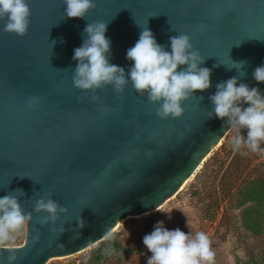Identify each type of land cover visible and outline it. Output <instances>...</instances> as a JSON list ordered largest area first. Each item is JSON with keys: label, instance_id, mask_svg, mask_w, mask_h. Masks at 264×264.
Wrapping results in <instances>:
<instances>
[{"label": "water", "instance_id": "95a60500", "mask_svg": "<svg viewBox=\"0 0 264 264\" xmlns=\"http://www.w3.org/2000/svg\"><path fill=\"white\" fill-rule=\"evenodd\" d=\"M93 3L85 18H67L63 0H27L24 36L3 31L0 20V196H17L25 212L41 198L67 209L55 225L63 233L39 223L46 213L32 212L24 244L0 248V264L9 252L16 264L77 254L105 241L120 220L160 208L230 132L208 118L216 83L237 76L264 95V83L252 78L264 63V0ZM96 22L106 23L110 63L126 72V50L141 27L165 50L169 37L187 34L204 57L200 67L211 70L210 88L183 101L180 118L166 120L131 83L119 94L110 85L77 89L73 49ZM232 61L245 63L237 70Z\"/></svg>", "mask_w": 264, "mask_h": 264}, {"label": "clouds", "instance_id": "9594fccd", "mask_svg": "<svg viewBox=\"0 0 264 264\" xmlns=\"http://www.w3.org/2000/svg\"><path fill=\"white\" fill-rule=\"evenodd\" d=\"M64 16L85 18L95 5L93 0H63ZM30 11L27 0H0V20H4L3 31L24 36L29 26ZM106 23H88L83 30L79 47L73 49L76 61L72 83L82 91L95 92L110 85L116 93H122L131 83L140 95H146L150 104L158 105L155 114L160 119H178L183 114L182 102L197 91L210 88L211 70L200 67L204 57L195 50L187 34L169 37V49L159 44L153 32L141 27L138 39L126 50L125 58L131 61L127 72L124 67L110 63V40L106 37ZM244 61L233 62L239 70ZM179 69V70H178ZM252 78L264 83V63L254 68ZM209 95L211 110L208 118L223 121V127L232 133L230 143L233 150L246 148L252 153H264V95L255 86L239 82L237 76L215 85ZM95 102L98 97L92 95ZM243 154V153H242ZM22 192V191H20ZM32 212L46 213L41 225H52L50 231L63 233L64 227H55L60 215L67 209L51 198L37 199ZM32 212H25L17 196H0V241L13 238V234L29 223ZM82 225V220L78 221ZM38 237H33L37 239ZM142 243L150 253L146 264H211L213 252L206 233H185L179 227L168 229L163 221H157L152 230L142 237ZM17 257L9 252L7 264H16Z\"/></svg>", "mask_w": 264, "mask_h": 264}, {"label": "rangeland", "instance_id": "374dc122", "mask_svg": "<svg viewBox=\"0 0 264 264\" xmlns=\"http://www.w3.org/2000/svg\"><path fill=\"white\" fill-rule=\"evenodd\" d=\"M231 138L229 132L186 187L161 209L138 219H128L118 232L107 238L120 241L131 252L116 253L102 264H146L150 253L142 237L157 221H163L168 229L179 227L185 233H206L214 254L211 264L264 262V231L260 235L248 231L240 219L242 209L236 208L244 187L256 178L264 179V153H252L244 147L233 150ZM27 228L28 224L14 233L12 239L0 241V248L23 245ZM94 248L76 257L54 260L55 264L74 259L87 264Z\"/></svg>", "mask_w": 264, "mask_h": 264}, {"label": "trees", "instance_id": "16d2710c", "mask_svg": "<svg viewBox=\"0 0 264 264\" xmlns=\"http://www.w3.org/2000/svg\"><path fill=\"white\" fill-rule=\"evenodd\" d=\"M239 196L240 199L236 208L242 209L240 219L244 223V227L254 235L262 234L264 231V179H254L248 186L244 187V191ZM128 252L131 250L125 249L120 241L114 238L106 239L92 249L87 264H102L116 253ZM253 264H264V262L254 260Z\"/></svg>", "mask_w": 264, "mask_h": 264}, {"label": "bare ground", "instance_id": "6f19581e", "mask_svg": "<svg viewBox=\"0 0 264 264\" xmlns=\"http://www.w3.org/2000/svg\"><path fill=\"white\" fill-rule=\"evenodd\" d=\"M225 139V138H224ZM223 139V140H224ZM223 140H221V142H220V144L223 142ZM220 144H218V145H220ZM218 145L216 146V147H214L213 149L215 150L217 147H218ZM202 168V166L197 170V172L200 170ZM196 172V173H197ZM195 173V174H196ZM194 174V175H195ZM193 175V176H194ZM193 176L192 177H190L184 184H183V186L181 187V189L178 191V193L176 194V195H178L185 187H186V185L191 181V179L193 178ZM174 197V196H173ZM172 197V198H173ZM171 199V198H170ZM168 201V200H167ZM166 201V202H167ZM165 205V204H164ZM163 205V206H164ZM163 206H161V207H163ZM161 207L160 208H157V209H155L154 211H157L158 209H161ZM154 211H152V212H154ZM149 213H147V214H145V215H140V216H129L127 219H124V220H120L119 221V223H118V225L112 230V232L107 236L108 238L110 237V236H112L115 232H118L124 225H125V223L127 222V220L128 219H131V218H135V219H138V218H141V217H143V216H146V215H148ZM82 252H84V251H81V252H79V253H82ZM79 253H77V254H79ZM77 254H73V255H77ZM73 255H70V256H66V257H57V258H52V259H50V261H54V260H62V259H66V258H70V257H73ZM49 261V262H50Z\"/></svg>", "mask_w": 264, "mask_h": 264}, {"label": "built area", "instance_id": "2783aa9c", "mask_svg": "<svg viewBox=\"0 0 264 264\" xmlns=\"http://www.w3.org/2000/svg\"><path fill=\"white\" fill-rule=\"evenodd\" d=\"M78 255V254H77ZM77 255H73L74 257H76ZM70 258H72V257H70ZM47 264H55V261H50V262H48ZM65 264H86L85 262H82L81 260H79V259H74V260H72V261H70V262H67V263H65Z\"/></svg>", "mask_w": 264, "mask_h": 264}]
</instances>
